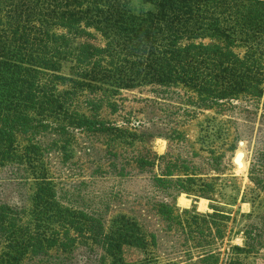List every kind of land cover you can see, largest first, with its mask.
I'll return each mask as SVG.
<instances>
[{"label":"trees","instance_id":"trees-1","mask_svg":"<svg viewBox=\"0 0 264 264\" xmlns=\"http://www.w3.org/2000/svg\"><path fill=\"white\" fill-rule=\"evenodd\" d=\"M141 87L182 88L204 108L250 114L264 97V0H0V170L33 179L28 211L0 203V264H63L80 247L84 263L129 264L124 247L149 248L128 218L107 231L97 216L64 206L36 140L108 132L79 108L97 113L105 98ZM175 211L158 207L166 230L182 236V261L133 264H251L264 249L253 225L239 232L243 246L222 251L229 216L218 209Z\"/></svg>","mask_w":264,"mask_h":264},{"label":"rangeland","instance_id":"rangeland-1","mask_svg":"<svg viewBox=\"0 0 264 264\" xmlns=\"http://www.w3.org/2000/svg\"><path fill=\"white\" fill-rule=\"evenodd\" d=\"M197 102L182 88L121 90L105 98L97 113L79 108L103 122L108 132H47L36 138L46 151L41 166L64 206L97 216L107 231L120 217L141 228L150 246L145 252L124 247L129 264L154 257L182 261V236L166 230L158 214L161 204L179 214L218 209L228 215L222 251L227 244L243 246L239 232L247 227L254 225L264 234V97L250 114ZM20 142L26 144L24 138ZM237 151L245 153L241 172L232 164ZM32 193L31 175L0 170V203L28 211ZM86 252L80 247L60 262L92 264L84 263ZM246 261L264 264V249Z\"/></svg>","mask_w":264,"mask_h":264},{"label":"bare ground","instance_id":"bare-ground-1","mask_svg":"<svg viewBox=\"0 0 264 264\" xmlns=\"http://www.w3.org/2000/svg\"><path fill=\"white\" fill-rule=\"evenodd\" d=\"M240 152L243 153V151H240ZM242 153H240L235 159V163L237 164V168L239 170H244L246 167V165H245L246 163H245V160L243 158L244 154H242Z\"/></svg>","mask_w":264,"mask_h":264},{"label":"water","instance_id":"water-1","mask_svg":"<svg viewBox=\"0 0 264 264\" xmlns=\"http://www.w3.org/2000/svg\"><path fill=\"white\" fill-rule=\"evenodd\" d=\"M240 153H242V152L237 151V152L235 153L233 159H232L233 167H234V169H235L236 171H238V172L243 171V170H239V169L237 168V164L235 163V159H236V157H237ZM242 154H244L243 158H244V160H245V153L243 152Z\"/></svg>","mask_w":264,"mask_h":264}]
</instances>
